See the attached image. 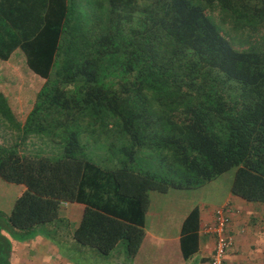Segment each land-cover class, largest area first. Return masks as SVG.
<instances>
[{
    "label": "trees",
    "instance_id": "obj_1",
    "mask_svg": "<svg viewBox=\"0 0 264 264\" xmlns=\"http://www.w3.org/2000/svg\"><path fill=\"white\" fill-rule=\"evenodd\" d=\"M14 65L42 81L21 109L0 75V126L14 136L0 178L24 186L10 225L83 201L72 237L132 255L143 230L125 210L141 217L150 190L234 167L230 193L264 202V0H0V72Z\"/></svg>",
    "mask_w": 264,
    "mask_h": 264
},
{
    "label": "crops",
    "instance_id": "obj_2",
    "mask_svg": "<svg viewBox=\"0 0 264 264\" xmlns=\"http://www.w3.org/2000/svg\"><path fill=\"white\" fill-rule=\"evenodd\" d=\"M3 131L6 132V129ZM26 145L28 148L32 145L35 147L36 142L28 139ZM93 160L101 161L98 165L102 169L111 168L109 166L114 162V158L109 161L110 158L108 160L104 152L93 153ZM209 181L211 180L197 187L178 188L180 190L172 193L195 189L207 185ZM9 185L11 186H4L10 190V197L6 200L8 208L24 188L21 183ZM167 193H171L169 188L164 192L150 190L147 208L139 218H136L137 210L134 206L130 205V208L125 210L131 214L130 219L139 224L143 230L138 247L132 255L126 253L123 241H117L107 253H99L72 237V228L77 224L84 207L83 201L60 202L61 212L54 221L63 222L69 230L70 237L62 239L66 234L64 231H58L59 233L51 236L52 238L35 235L24 242H31L32 239L33 245L44 246L46 249L40 250L42 255L45 256L47 250L56 257L59 264H209L214 237L211 233L205 232L204 226L213 220L217 209L223 208L224 231L231 240L224 255V264H264V202L246 200L230 191H227L220 202L215 204L196 199H184L181 202L179 196L174 197L171 194L167 201L165 196H160ZM160 199V205H155L152 201ZM192 209L195 214L186 221L185 218ZM154 212L157 213L155 217H153ZM74 240L77 243L72 246ZM62 243L66 247H61ZM21 253H25L23 259L20 257ZM16 254L19 255V261L35 264L33 258L36 257L41 264H46L42 255L37 251L28 252L26 248L22 250L21 244L16 246ZM76 254L81 256L78 257L80 259L76 258ZM46 259L50 260L49 257Z\"/></svg>",
    "mask_w": 264,
    "mask_h": 264
},
{
    "label": "rangeland",
    "instance_id": "obj_3",
    "mask_svg": "<svg viewBox=\"0 0 264 264\" xmlns=\"http://www.w3.org/2000/svg\"><path fill=\"white\" fill-rule=\"evenodd\" d=\"M19 67H20L19 65H14L13 69L11 68L9 73H5L6 70H2L0 72V75L1 73H4L2 75L1 83H3V87L5 86L6 93L9 89L6 86V83H8V85L12 83L11 87H14L16 90L15 92L10 93V96H9L10 101L14 105H17L18 108L22 109V105L32 103L33 98H34L33 95H34L35 89L37 88L38 83L40 84V81L42 80L40 77H38L37 75H34L29 70L24 71V68L21 69L20 67L19 69ZM18 110H19V113L21 114L20 109ZM21 111L24 112V110H21ZM23 114L24 113H22V115ZM3 130L5 129L2 126H0V142L9 143L13 139L14 136L12 133L8 132L7 129H6V132ZM35 142H36V146L37 144L38 145L40 144L41 146H43V143L40 140L36 139ZM43 142H44L45 152L50 153L59 148V146L52 144L51 142H48V141L47 142L43 141ZM92 149L88 147L86 150V153L88 152H89L88 154L94 153V150ZM137 157L139 159L145 158L143 157V155H141V153H139ZM151 164L152 162L146 163L147 166ZM233 171H234V167H230L229 169L219 173L218 175L210 179L211 181H209L207 185L200 186L195 189H186V190H181L178 193H172L180 189L169 187V190L171 193H167L166 195H160V196H165V199H167V201L170 198L169 194H171V196H174V197L179 196L182 199L181 202H183L184 199L186 200L196 199V200L205 201L207 203L208 202L213 203V204L219 203L222 197L224 196V194L227 191H229V184H230V181L233 175ZM9 184H12V183H9L0 178V264H29V263L19 261L18 259L19 255L16 254V246L21 244L22 250L26 248L28 252L36 253L37 251V253L42 255V252L40 250L46 249L44 248V246H40V245L36 246L35 244L33 245L32 239H31V242L26 241L27 243H25L24 241L28 240L29 238L34 237L35 235L42 236V237L46 236L48 238H52L53 236L56 235V233H59L58 231L65 232L66 235L62 236V239H65V238L70 237V233L66 225L63 224V222H61L60 220H57V221L53 220L47 223L45 222L46 224L45 223L35 224L29 228H17V227L10 225L6 219V215L10 208V207L8 208L9 205L8 203H6V200L10 197L9 196L10 190L4 187L5 185L11 186ZM152 201L155 203V205H160L161 199L157 201L155 200H152ZM59 212H61V208H59ZM156 215L157 213L154 212L153 217H155ZM76 243L77 242L74 240L72 243V246ZM67 246L69 247L70 245H67ZM61 247H66V246L64 243H62ZM25 253L20 254V257L22 259L24 258ZM75 256L76 258L81 257L79 254H76ZM42 257L43 259H45L46 264H59V261L56 260V257L54 255H51V253L47 252V250H46V255L45 256L42 255ZM48 257L50 260H53V261L46 259ZM33 262L35 264H41V262L36 257L33 258Z\"/></svg>",
    "mask_w": 264,
    "mask_h": 264
},
{
    "label": "built area",
    "instance_id": "obj_4",
    "mask_svg": "<svg viewBox=\"0 0 264 264\" xmlns=\"http://www.w3.org/2000/svg\"><path fill=\"white\" fill-rule=\"evenodd\" d=\"M225 215L223 208L216 210L213 220L204 226L205 232L214 237V247L209 259V264H224V255L231 244L230 237L224 231Z\"/></svg>",
    "mask_w": 264,
    "mask_h": 264
}]
</instances>
